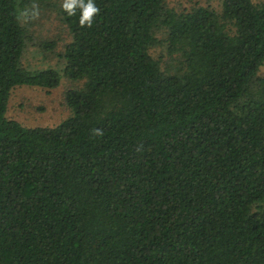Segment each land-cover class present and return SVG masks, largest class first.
Returning <instances> with one entry per match:
<instances>
[{"label":"trees","instance_id":"1","mask_svg":"<svg viewBox=\"0 0 264 264\" xmlns=\"http://www.w3.org/2000/svg\"><path fill=\"white\" fill-rule=\"evenodd\" d=\"M0 0V264H264V1L176 9ZM54 12L80 80L54 125L4 116L11 87L60 73L20 53Z\"/></svg>","mask_w":264,"mask_h":264},{"label":"rangeland","instance_id":"2","mask_svg":"<svg viewBox=\"0 0 264 264\" xmlns=\"http://www.w3.org/2000/svg\"><path fill=\"white\" fill-rule=\"evenodd\" d=\"M166 2L176 9L188 8L195 3L202 5L210 3L218 9L220 0H166ZM33 31L36 42L54 38L55 44L50 49L40 44L27 45L20 53V62L29 69L55 67L60 73L59 81L52 88L27 84L14 85L6 100L4 116L13 118L24 126L54 125L70 112L64 103V91L68 87L78 85L80 80H70L61 71L60 52L69 34L65 24L57 19L54 12L39 16L33 24ZM259 71L264 74V63Z\"/></svg>","mask_w":264,"mask_h":264},{"label":"clouds","instance_id":"3","mask_svg":"<svg viewBox=\"0 0 264 264\" xmlns=\"http://www.w3.org/2000/svg\"><path fill=\"white\" fill-rule=\"evenodd\" d=\"M62 6L69 15H74L77 9L80 10L79 23L81 27H90L100 12V8L96 6L94 0H63Z\"/></svg>","mask_w":264,"mask_h":264}]
</instances>
